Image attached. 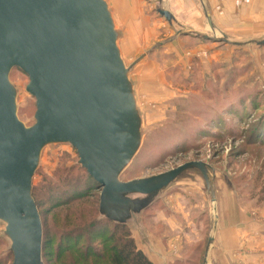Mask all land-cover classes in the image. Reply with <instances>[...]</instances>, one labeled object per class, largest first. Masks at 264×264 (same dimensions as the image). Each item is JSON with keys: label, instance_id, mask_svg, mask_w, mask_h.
Listing matches in <instances>:
<instances>
[{"label": "rangeland", "instance_id": "374dc122", "mask_svg": "<svg viewBox=\"0 0 264 264\" xmlns=\"http://www.w3.org/2000/svg\"><path fill=\"white\" fill-rule=\"evenodd\" d=\"M194 1L199 15L193 16L201 17L200 26H184L162 15L159 9L173 16L172 0H108L120 34L123 59L128 66L134 64L131 78L143 111V144L121 178L127 181L147 177L202 160L217 172L218 216L226 218L229 209L231 214L239 212L248 220L262 222V228L264 44L259 42L264 40V0ZM185 32L187 49L192 48L187 52L190 64L177 65L175 35L183 36ZM10 78L18 90L19 117L32 125L36 98L27 91L29 76L14 68ZM40 160L33 187L46 179L55 180L60 165H80L77 149L71 143L47 146ZM181 181L184 183L179 182L164 194V198L176 194L178 198L172 206L166 203L167 217L179 224L166 233L176 239L173 247L183 245L184 258L178 264H204L212 234L207 186L198 171L189 172ZM156 205L141 214L143 228L151 226L146 214L150 210L154 213ZM96 207L93 199H86L70 209L94 216ZM64 214H52L48 220L54 225ZM193 220L198 224L197 235L189 238L187 226ZM5 229L6 223L0 220V261L12 264L14 254ZM257 232L264 234L259 229L254 234ZM188 240L197 241L191 247Z\"/></svg>", "mask_w": 264, "mask_h": 264}, {"label": "water", "instance_id": "95a60500", "mask_svg": "<svg viewBox=\"0 0 264 264\" xmlns=\"http://www.w3.org/2000/svg\"><path fill=\"white\" fill-rule=\"evenodd\" d=\"M159 12L174 18L168 10ZM119 38L108 0H0V220L12 264H45L33 181L43 150L54 143L77 149L79 164L101 189V218L132 230L141 231V214L198 171L210 201L208 264L220 219L217 172L210 164L193 160L163 173L121 178L142 147L144 126L131 78L134 64L125 63ZM14 68L28 74L27 91L36 98L32 125L18 114Z\"/></svg>", "mask_w": 264, "mask_h": 264}, {"label": "trees", "instance_id": "16d2710c", "mask_svg": "<svg viewBox=\"0 0 264 264\" xmlns=\"http://www.w3.org/2000/svg\"><path fill=\"white\" fill-rule=\"evenodd\" d=\"M55 175V180L33 187L44 224L45 264H153L127 225L99 217L101 189L87 169L60 165ZM86 199L97 206L94 216L71 211L73 204ZM63 211V219L51 225L48 217Z\"/></svg>", "mask_w": 264, "mask_h": 264}, {"label": "crops", "instance_id": "0c3cea01", "mask_svg": "<svg viewBox=\"0 0 264 264\" xmlns=\"http://www.w3.org/2000/svg\"><path fill=\"white\" fill-rule=\"evenodd\" d=\"M172 1L173 17L175 21L182 23L184 26L188 24L201 25V17L193 16L195 14L199 15V9L196 5L197 2L194 0ZM194 27L197 26L195 25ZM186 34H188V32L183 33V36L175 35L177 65H180V63L190 64V58L187 59V52L192 50V48L189 49L188 47L187 49L186 45H189V39ZM173 189L175 188L170 189L168 192ZM176 195L170 198L167 196L164 198V196H162L154 203V205L157 204V210L154 213L150 210L148 214H146L148 218H151V226L145 227L141 231L131 229L136 238L138 247L145 252L148 258L152 260L153 264H177L184 258L182 243H180V245L177 243V246H174V248L172 244H176V239H172V237L166 233L170 228L179 225L173 221V218L170 219V217L166 215V212L168 213V210H166V203L172 206V204L175 203V199H178L175 197ZM162 198H164V200L159 202ZM162 204H165V206L160 207ZM241 216L239 212L237 214H231L228 209L226 218H220V224L217 230L218 234L208 256L209 264H264V234L259 232L254 234L256 229L264 231V225L261 228L259 225L262 222H256L251 219L248 220L245 215H243L242 218ZM237 219H240L243 223L239 222ZM197 227L198 224L196 220L188 224L187 232L190 233L188 237H195L197 235V232H195ZM135 232L139 234L140 238ZM188 241L190 243H188V245L191 247L193 243L196 242L193 240Z\"/></svg>", "mask_w": 264, "mask_h": 264}]
</instances>
